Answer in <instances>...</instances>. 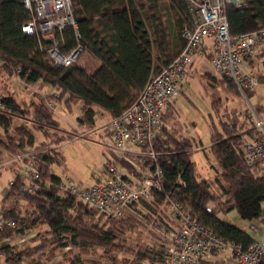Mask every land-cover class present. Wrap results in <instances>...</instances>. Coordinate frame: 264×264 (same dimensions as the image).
<instances>
[{"label":"trees","instance_id":"1","mask_svg":"<svg viewBox=\"0 0 264 264\" xmlns=\"http://www.w3.org/2000/svg\"><path fill=\"white\" fill-rule=\"evenodd\" d=\"M119 2L121 6L116 7ZM122 2L125 0H73L80 38L76 37L73 27H68L58 33L57 39L65 54L79 43L82 51L71 65L58 66L47 52L50 44L42 36L22 30L29 20L22 0H0V58L3 60L0 70L17 75L27 84L42 82L57 88L59 99L67 96L69 106L73 101H81L83 112L77 119L88 129L95 127L98 110L108 117L120 114L133 103L147 81L181 50L182 28L192 23L184 0H133L126 5ZM166 7L174 20L173 34L166 22ZM228 21L233 36L263 28L264 0H243L240 8L230 7ZM173 38L179 39L175 42L177 45L172 42ZM178 45H181L179 50ZM211 78L216 81V77ZM222 78L233 84L227 77ZM2 100L6 108L0 112V164L4 154L11 155L10 158L28 154L36 142V134L25 125L15 127L14 134L9 133L13 117L27 115L29 109L21 107L12 96H3ZM34 106L33 121L42 124L36 125L38 130L44 126L60 127L46 101L41 100ZM258 109L264 111V105ZM253 130L251 127L244 131L227 123L221 129L212 126L210 153L216 164L212 165L215 175L209 180L200 177L197 164L191 159L196 139L178 135L166 126L156 146L164 170L159 201L164 195L178 200L185 212L225 241L244 246L252 243L255 237L223 220L219 213L236 210L244 220L264 221V176L252 173L242 148L245 134ZM35 148L36 152L24 160L32 161L39 172V178L34 181L36 191L25 189L24 174L17 173L12 179L0 209L15 227H7L1 238L26 229H38L40 241L23 247L4 244L1 250L7 264H23L33 256L41 258L49 246L76 248L84 255L101 247L103 255L115 261V252L126 249L133 255L132 264H168L163 243L158 250L156 243L149 247L129 241L127 233L137 231L140 226L136 220L104 219L91 206L62 193V178L53 168L54 164L62 163L61 154L50 147L48 151H42L40 145ZM22 202L28 205L25 211L21 209ZM42 227L46 228L42 230ZM88 262L103 264L95 259ZM259 264H264V257Z\"/></svg>","mask_w":264,"mask_h":264},{"label":"built area","instance_id":"2","mask_svg":"<svg viewBox=\"0 0 264 264\" xmlns=\"http://www.w3.org/2000/svg\"><path fill=\"white\" fill-rule=\"evenodd\" d=\"M191 25L182 28L181 50L145 84L136 99L116 116H109L99 127L102 145L108 151L105 169L90 186L62 180L61 192L91 206L104 219H122L135 206L159 203L169 207L168 218L159 222L168 264H259L264 257V232L248 246L219 238L185 212L178 200L162 194L164 170L159 161L157 142L166 127L164 115L180 95L192 73L197 56L207 52L217 75L230 79L240 95L264 86V27L238 36L230 32L228 10L240 8L243 0H184ZM29 20L22 26L28 34H38L50 45L47 52L58 66L74 63L81 51L79 43L68 54L61 51L58 33L68 27L77 31L73 0H22ZM210 48L209 51L206 49ZM3 60L0 58V65ZM59 93L47 100L55 112L66 115ZM248 100V99H247ZM249 116L254 130L243 138L245 163L255 176H264V115L249 101ZM6 108L0 98V112ZM20 154L14 159L24 164L26 190L36 191L39 172L32 161ZM12 181L9 182V186ZM264 222V221H263ZM7 227H15L0 209V264H5L2 247L10 245L11 236L1 238ZM257 232L258 228L253 227Z\"/></svg>","mask_w":264,"mask_h":264},{"label":"rangeland","instance_id":"3","mask_svg":"<svg viewBox=\"0 0 264 264\" xmlns=\"http://www.w3.org/2000/svg\"><path fill=\"white\" fill-rule=\"evenodd\" d=\"M133 0H125L130 4ZM167 5V4H166ZM166 22L168 23L171 33L175 32L174 20L169 7H166ZM173 43L179 42V39H171ZM210 48H207L209 51ZM157 62V60H156ZM196 71L192 78H189L181 89L180 95L175 99L172 110L166 114V125L176 134L185 135L196 139L197 144L191 150V159L196 162L200 177L212 180L215 170L213 164H216L215 158L210 153L211 145V128L213 125L221 129L223 123L235 124L241 130L249 131L253 127L252 118L249 116L248 101L258 109L264 105V86L260 89L247 92V99L237 92L234 83L224 82L221 75H215L213 68L207 56L201 57L196 63ZM206 71H210L209 74ZM212 76L216 77L213 81ZM210 82L214 83L213 87L209 86ZM55 89L42 82L36 84H27L17 75H12L0 70V98L3 96H12L16 102L26 109L29 113L23 116L16 115L13 117L12 126L9 133L14 134V128L25 125L33 130L36 134L35 146L40 145L42 151H48L50 148L57 149L62 156V163L53 165L54 172L61 177L64 182L73 181L76 184L90 186L96 178L106 177V174H100L105 169L106 155L108 151L102 145L101 131L99 127L103 123L105 114L98 110L96 115L97 127L89 130L78 122V115L82 114V102L73 101L70 106L67 104V96L63 97L61 104L68 109L64 116L53 111L54 117L58 120L60 127L57 129L44 126L38 130L36 125L42 126L41 123L33 121L34 105L44 100L47 102L49 96L53 95ZM72 107V110H70ZM259 110V109H258ZM257 110V111H258ZM264 115V111H258ZM37 122V124H35ZM46 128V130H45ZM47 132V133H45ZM45 133V134H44ZM247 133V132H246ZM59 137L58 140H56ZM52 140V143H50ZM45 145H42V144ZM47 143H50L47 145ZM42 145V146H41ZM30 147V153H35L36 148ZM50 147V148H49ZM208 154V157L207 155ZM3 167H10L12 170L0 169V190L8 186L9 181L17 173H24V164L10 158L11 155L4 154ZM17 168L15 171L14 169ZM0 193V203H1ZM27 203L22 202V211L27 210ZM169 207L159 203H142L135 206L129 211L123 219L136 220L139 227L135 232H128L129 241L152 247L156 245L159 250L161 243L164 241L163 234L158 228L159 222H165L168 218ZM223 220L245 229L253 237H259L264 232V223L260 220L248 221L242 219L236 210L229 213H219ZM103 219V218H102ZM256 226L258 231L255 232L253 227ZM42 227L41 229H45ZM38 229H26L23 233H16L11 236L10 245L15 247L35 245L40 241ZM142 231V232H141ZM132 244V243H131ZM164 247V245H163ZM103 248L98 247L90 254L84 255L79 249L57 248L49 246L46 249L45 256H33L24 261L23 264H89L90 259L100 260L103 264H132L133 255L131 252L122 249L115 252L116 260L107 258L103 255ZM126 259V261H124ZM144 264H151L145 262ZM159 264V263H154Z\"/></svg>","mask_w":264,"mask_h":264},{"label":"crops","instance_id":"4","mask_svg":"<svg viewBox=\"0 0 264 264\" xmlns=\"http://www.w3.org/2000/svg\"><path fill=\"white\" fill-rule=\"evenodd\" d=\"M121 2H119V3H117L116 4V7H119V6H121V4H120ZM123 3V2H122ZM125 3V2H124ZM123 3V4H124ZM126 4H128V3H125V5ZM175 45H177L176 43H175ZM181 46V45H180ZM179 45L176 47V49L177 50H179L181 47H180ZM207 50V49H206ZM203 56H208V54H207V52H205L203 55H200V56H197L196 58H195V60H194V63H193V65H192V73H191V75H190V77L189 78H192V76H193V74L195 73V71H196V66H195V63L201 58V57H203ZM209 59V58H208ZM210 62V61H209ZM211 64V63H210ZM206 72H208L209 74L211 73L210 71H206ZM214 74H215V72H213ZM216 75V74H215ZM188 78V79H189ZM187 82V81H186ZM55 88V87H54ZM55 89H57V88H55ZM58 89L54 92V94L55 93H58ZM53 94V95H54ZM175 102V101H174ZM174 102L172 103V105L170 106V108L168 109V110H172V107H173V104H174ZM67 108V107H66ZM81 108H82V105H81ZM68 110V109H67ZM70 110H72V107H70ZM168 110H166V113L168 112ZM80 115H78V117H79ZM77 117V118H78ZM108 116H104V120H103V122L105 121V119L107 118ZM164 119H165V123H166V115L164 116ZM167 126V125H166ZM97 127V123L95 124V127L94 128H96ZM94 128H92V129H89V130H93ZM5 162V164H6V161H4ZM4 162H2L1 164H0V169L1 170H8V171H10V170H12L10 167H3L2 166V164L4 163ZM15 171L17 170V168H15L14 169ZM13 179V178H12ZM12 179L10 180V181H12ZM9 181V182H10ZM8 190H9V184H8V186H4L1 190H0V193H1V196H2V198L7 194V192H8ZM1 201H2V199H1ZM0 206H1V203H0ZM264 223V222H263ZM256 239H257V237H255ZM3 258H4V261H5V256H4V254H3ZM5 264H7L6 263V261H5Z\"/></svg>","mask_w":264,"mask_h":264}]
</instances>
